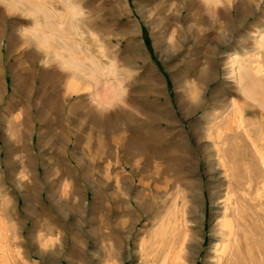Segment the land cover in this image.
Wrapping results in <instances>:
<instances>
[{
	"label": "rangeland",
	"instance_id": "obj_1",
	"mask_svg": "<svg viewBox=\"0 0 264 264\" xmlns=\"http://www.w3.org/2000/svg\"><path fill=\"white\" fill-rule=\"evenodd\" d=\"M36 1L0 0V264H217L236 204L264 264V0Z\"/></svg>",
	"mask_w": 264,
	"mask_h": 264
},
{
	"label": "bare ground",
	"instance_id": "obj_2",
	"mask_svg": "<svg viewBox=\"0 0 264 264\" xmlns=\"http://www.w3.org/2000/svg\"><path fill=\"white\" fill-rule=\"evenodd\" d=\"M36 1V0H35ZM42 1V0H41ZM29 2V1H27ZM37 2V1H36ZM39 3V1L37 2V4ZM48 3V2H47ZM190 3V2H189ZM36 4V5H37ZM11 8L9 9L12 13L17 12L18 10H20L21 8L17 5H10ZM28 8V7H27ZM57 8H59L57 6ZM229 10V9H228ZM82 34V33H81ZM76 35V34H75ZM83 36V34H82ZM69 44V43H68ZM71 46V45H70ZM249 47V46H248ZM70 48V47H69ZM55 54V53H54ZM261 54V53H260ZM57 55V54H56ZM259 55V54H258ZM58 56V55H57ZM60 56V55H59ZM245 56V55H244ZM256 57V56H255ZM258 59V57H257ZM262 61V60H261ZM237 71V70H236ZM260 73V72H259ZM240 76V74H239ZM238 76V77H239ZM229 83V82H228ZM261 83V82H260ZM239 84L242 86V88L244 87V80L243 78L240 76V80H239ZM258 86V85H257ZM264 87V86H263ZM263 90V89H262ZM242 91V90H241ZM264 93V91H263ZM260 96V95H259ZM262 97V96H261ZM249 100L250 97L247 95L246 96V100ZM263 99V98H261ZM260 99V100H261ZM257 101V100H256ZM259 101V100H258ZM246 103V102H245ZM264 103V100H263ZM238 104V103H237ZM263 105V104H262ZM184 106V105H183ZM253 106V105H252ZM224 107V106H223ZM248 107V106H247ZM237 109V108H236ZM240 109V108H239ZM247 111V110H246ZM232 114V113H231ZM234 114V113H233ZM240 114V113H239ZM230 115V114H229ZM261 115H263V113H261ZM233 116V115H232ZM229 117V116H228ZM235 117V115H234ZM233 117V118H234ZM232 118V119H233ZM228 122V121H227ZM237 122V119L236 121ZM231 123H234L233 121ZM227 124V123H225ZM261 124V123H260ZM264 124V123H263ZM261 124V125H263ZM229 125V124H228ZM226 126V125H225ZM239 126V125H238ZM243 126V125H242ZM221 128V127H220ZM236 128V126H235ZM242 128V127H241ZM244 129V128H243ZM229 130V129H228ZM263 132V131H262ZM227 136V134L224 133V136ZM240 135V134H239ZM223 136V137H224ZM225 136V138H226ZM248 139V138H247ZM186 141V140H185ZM188 141V140H187ZM224 141V140H223ZM224 145V144H223ZM220 149V148H219ZM149 150V149H148ZM226 151V150H224ZM223 151V152H224ZM219 152V151H218ZM225 153V152H224ZM220 154V153H219ZM223 154V153H222ZM221 154V155H222ZM228 153H226L227 155ZM147 155V154H146ZM211 157V156H210ZM233 157V156H232ZM236 157V155L234 156ZM161 158V157H160ZM225 158V157H224ZM223 158V159H224ZM227 158H230L227 156ZM238 159V158H237ZM226 160V158H225ZM231 160V159H230ZM230 162V161H229ZM242 164V163H241ZM246 164V163H245ZM145 165V164H144ZM227 165L229 166V164L227 163ZM216 168V167H215ZM227 168V167H226ZM246 168V167H245ZM230 169V168H229ZM228 169V170H229ZM232 170V169H231ZM230 171V170H229ZM237 171V170H236ZM234 172V171H233ZM229 173V172H228ZM243 173V172H242ZM230 174V173H229ZM232 174V172H231ZM231 176V175H230ZM233 177V176H232ZM250 177V175H249ZM229 178V177H228ZM238 179V178H237ZM239 180V179H238ZM234 181V179L232 180V182ZM244 181V180H243ZM246 181V180H245ZM240 182V181H239ZM173 183V182H172ZM175 183V182H174ZM173 183V184H174ZM202 183V182H201ZM241 183V182H240ZM246 183V182H245ZM242 183V184H245ZM252 183V181H251ZM178 184V183H177ZM197 184V183H196ZM199 184V183H198ZM253 184V183H252ZM251 184V185H252ZM247 185V184H246ZM249 185V184H248ZM249 185V186H251ZM174 186V185H173ZM200 186V185H199ZM149 187V186H148ZM221 187V186H220ZM243 187V186H242ZM253 187V186H252ZM244 188V187H243ZM247 188V187H246ZM156 189V188H155ZM229 189V188H228ZM227 190V189H226ZM230 190V189H229ZM228 190V191H229ZM240 190V189H239ZM264 190V189H263ZM167 191V190H166ZM172 191V190H171ZM170 191V192H171ZM231 191V190H230ZM242 191V189H241ZM245 191V190H244ZM157 192V191H156ZM202 193V192H201ZM203 194V193H202ZM228 194V193H226ZM146 195V194H145ZM196 195V194H195ZM229 196V195H228ZM233 197V196H232ZM246 199V198H245ZM201 200V199H200ZM203 201V200H202ZM246 201V200H245ZM197 202V201H196ZM204 202V201H203ZM224 202V201H223ZM230 202V201H229ZM228 202V203H229ZM236 202V201H235ZM252 202V201H250ZM183 203V202H182ZM231 203V202H230ZM256 204V203H255ZM218 205V204H217ZM233 205V204H232ZM240 205V204H239ZM230 206V205H229ZM198 212V210H197ZM198 217V216H197ZM227 217H229L225 222H219L218 227L220 228V231L222 234H224V244L219 248H217V252H218V259H217V264H245L244 262H242V260L240 259L241 254H243V246L241 244V240H240V231L242 230V227L248 225L249 219L248 217H242L239 214V208L238 205L236 204V206L231 207V209L228 211L227 213ZM224 218V217H223ZM226 219V217H225ZM172 222V221H171ZM217 226V225H216ZM201 227V226H200ZM190 228V227H189ZM184 232V231H183ZM155 234V233H154ZM191 239V238H189ZM240 240V241H239ZM245 240V239H244ZM199 241V240H198ZM166 243V242H165ZM112 254V253H111ZM113 255V254H112ZM116 256V254H114ZM157 259V258H156ZM110 260V259H109ZM155 261V260H154Z\"/></svg>",
	"mask_w": 264,
	"mask_h": 264
}]
</instances>
